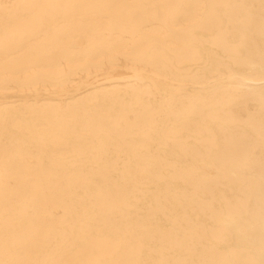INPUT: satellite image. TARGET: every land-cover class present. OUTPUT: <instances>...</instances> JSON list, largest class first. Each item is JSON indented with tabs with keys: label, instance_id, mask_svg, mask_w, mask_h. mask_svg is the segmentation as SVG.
I'll list each match as a JSON object with an SVG mask.
<instances>
[{
	"label": "bare ground",
	"instance_id": "1",
	"mask_svg": "<svg viewBox=\"0 0 264 264\" xmlns=\"http://www.w3.org/2000/svg\"><path fill=\"white\" fill-rule=\"evenodd\" d=\"M0 264H264V0H0Z\"/></svg>",
	"mask_w": 264,
	"mask_h": 264
}]
</instances>
